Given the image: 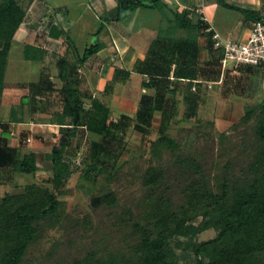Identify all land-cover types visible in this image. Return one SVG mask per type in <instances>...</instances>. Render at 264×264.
Here are the masks:
<instances>
[{"label":"trees","instance_id":"obj_1","mask_svg":"<svg viewBox=\"0 0 264 264\" xmlns=\"http://www.w3.org/2000/svg\"><path fill=\"white\" fill-rule=\"evenodd\" d=\"M223 7L236 10L246 21L253 23L264 19L261 11L238 5L231 0H217ZM139 7L160 9L172 24L171 33L176 29H185L196 34L176 38L172 34H161L152 44L144 60H138L135 70L145 73L150 81L146 87H156L158 91L169 89V76L173 71L176 78L198 80L197 91L190 95L198 101L202 86L206 81H219L222 76L223 49L216 47V31L197 15L196 9L184 8L171 10L163 0H119L118 18H123ZM173 13L169 17L168 11ZM27 8L19 0H4L0 3V98L5 89V77L9 55L14 46L17 31L25 21ZM53 36L60 37L63 30L52 27ZM206 36L210 59L207 66H199L198 35ZM68 41V38H67ZM103 48L101 42L88 46L79 56L78 63H84L89 57ZM45 56L43 48L25 46V58L41 60ZM59 77L65 81L63 91V109L57 113L56 122L67 125L58 145L46 156L51 162L53 183L62 186L71 175L66 161L72 139L78 129L100 136L92 142L96 154L94 162L87 166L84 177L96 180L99 172L108 170L107 162L119 159L122 152L112 149L113 140H118L135 121V129L143 132L152 126L156 111L163 108L165 96L144 95L140 101L137 115H122L117 120L111 118L109 106L96 101L93 108L84 107L83 96L70 81V68H76L68 58L58 61ZM253 70V67H249ZM130 71L117 69V74L107 86L110 89L116 82L126 81ZM53 87V83H51ZM42 88V84L39 86ZM196 115V108H190L188 117ZM256 118L254 125L255 147L253 161L249 165L250 175L238 183L227 178L221 184L222 189L215 191L204 171L202 163L192 157H179L182 171L194 174L182 188V202L176 203L167 184V172L162 165L149 166L143 177L147 188L142 205L143 212L138 220L132 210L125 212L122 221L134 228L136 236L128 253H109L101 256L89 251L85 256L68 264H264V98L249 106L242 117L243 122ZM178 140L170 134L161 133L151 143L153 158L161 159L166 151L176 152L180 148ZM104 162V166L102 164ZM114 162V161H113ZM111 163L112 167H116ZM14 164L15 170L23 174L35 175L39 170L38 153L31 151L20 155L17 148L0 145V166ZM110 171V170H108ZM112 172V171H111ZM93 178V179H92ZM115 191L110 190L93 198L95 207L101 204H117ZM65 214L64 202L58 193L48 185L33 182L23 191L8 193L0 202V264H24V258L31 245L41 236L43 221L60 223ZM202 218L196 224V219ZM132 221V224H129ZM214 229L217 234L208 240L199 241L203 232Z\"/></svg>","mask_w":264,"mask_h":264},{"label":"rangeland","instance_id":"obj_2","mask_svg":"<svg viewBox=\"0 0 264 264\" xmlns=\"http://www.w3.org/2000/svg\"><path fill=\"white\" fill-rule=\"evenodd\" d=\"M3 1L0 0V3ZM19 1L25 7L33 3V0ZM56 1L65 4L70 0ZM177 1L169 0L167 4L177 7ZM231 1L248 6L246 1L243 2L244 0ZM248 3V7L251 6L264 15V0H248ZM34 4L32 8L37 15L38 2ZM143 10L141 15L144 18H142L143 22L141 19L138 21L136 19L135 24L142 23L143 31L141 30L140 33L146 32L142 46H148L149 50L153 44L151 40L155 32L153 28H148L146 25L155 23L153 21L155 13L151 9ZM168 15L173 17L170 10ZM199 15L197 12L195 19ZM219 17L221 25L229 27L238 18L240 19L242 14L222 7L219 10ZM243 21L244 28L252 27V23L246 21L244 17ZM87 23L94 25L93 20ZM167 23L168 21L165 25ZM194 33L196 34V31L190 33L179 28L174 30L173 36L182 38ZM197 35L199 66L208 67L210 52L207 48V38L203 34ZM227 37H236V35ZM98 41L99 38L96 35L76 40L79 48ZM70 42L68 40L67 44ZM21 55L19 44L14 43L11 60H18ZM51 63L53 71L55 66L53 61ZM31 66L32 72H35L33 74L38 73L37 64L33 63ZM235 66V61L228 62L222 83L217 81H212L211 84L204 83L203 96H199L198 101L191 96H167L166 109L163 113H156L152 126L144 132L145 134L135 129V121H130L122 136L112 141L114 142L112 149L115 152L120 150L122 152L118 160L110 161L115 163L116 160L117 166L112 167L110 162L106 164L102 162L103 166L105 164L110 171L99 172L95 181L86 179L84 173L87 166L91 165L96 158L97 153L94 152L92 142L99 140L100 137L90 134L86 129H78V134L72 139V146L68 149L66 156L71 175L65 184L58 187L53 183L51 163L46 155L51 152L55 143L59 144L60 140L57 139L55 142L52 138H44L38 127L22 133L16 141L20 155L36 150L39 170L35 175H29L15 170L14 164L0 166V202L6 194L23 191L27 184L39 182L48 185L58 193L65 206V214L60 223L42 222L41 236L29 248L24 264H68L85 256L89 251H96L101 256H107L109 253H128L136 236L133 226H127L122 221V217L131 209L134 219L138 220L139 214L143 212L142 201L147 193L143 177L146 169L151 165H162L166 169L170 193L178 204L182 202L183 186L192 176L194 177L191 172L185 174L187 171H182L181 165L177 162L180 156L199 160L215 191L222 189L221 184L226 178L232 183L247 179L250 175L249 165L253 161L256 118L250 122H243L242 117L249 106L260 103L264 98V65ZM249 67H253V70H249ZM58 69L60 68L58 67L56 71ZM52 99L55 105L53 109L61 110L63 104L60 96H53ZM190 108H196V115L187 116ZM161 133L172 135L181 147L176 152L166 151L161 159H155L150 153L151 143ZM110 190L115 191L117 204L114 206L101 204L95 207L93 198ZM201 220V217L196 219V224ZM129 224H132V221H129ZM216 234L214 229H210L200 234L198 240H208Z\"/></svg>","mask_w":264,"mask_h":264},{"label":"crops","instance_id":"obj_3","mask_svg":"<svg viewBox=\"0 0 264 264\" xmlns=\"http://www.w3.org/2000/svg\"><path fill=\"white\" fill-rule=\"evenodd\" d=\"M35 1L38 2L39 13L37 15L33 11ZM163 1L169 2V0ZM245 1L249 6L248 0L243 2ZM177 2V7L168 4L169 8L179 11L186 7L196 9L224 39H241L249 30L243 26V16L229 27L222 26L219 10L223 6L217 0H178ZM234 3L237 4V2ZM118 5L119 0H70L65 4L56 0L53 2L33 0V3L26 7L25 21L14 39V43L19 44L22 55L18 60H11L10 52L5 89L0 98V145L6 143L8 147L19 150L16 146L18 137L34 127H38L37 129L46 139L52 138L55 142L57 139L61 140L67 125L57 123L55 118L57 113L63 109V105L61 110H54L55 105L52 98L60 96L64 104L62 88L65 81L59 77V69L56 71L59 67L58 61L63 57L77 64L76 68L69 69V78L83 96L84 107L87 110L91 109L94 103L99 101L109 106L111 118L114 120L122 115L136 116L144 95L165 96L163 108L156 111V113H163L167 107L165 105L167 96H190L192 91H197L198 80L176 78L173 71L168 78L170 80L169 89L158 91L156 87L145 86L150 78L147 74L135 70V65L138 60L146 58L148 46H142L146 32L140 33L143 28L142 23L135 24V20L141 19L143 22L144 18L141 16L143 9L154 11L153 21L155 23L151 22L146 25L148 28H153L155 32L152 43L161 34L173 35L172 28H170L172 24L160 10L146 7H139L127 16L118 18ZM90 20L94 21V25L87 23ZM167 21L168 26L165 25ZM52 27L63 30L64 34L60 37L53 36ZM232 34L236 37H227ZM95 35L99 38L98 42L103 44V48L84 63H78L79 56L84 53L88 45L79 48L76 40ZM67 38L69 42L71 41L68 44ZM27 44L43 48L44 58L41 60L26 59L25 46ZM51 61L55 66L53 71L50 66ZM33 63L37 64L36 69H39L36 74L32 72L31 64ZM117 69L130 71V76L126 81L116 82L110 89H107L117 74ZM210 82L212 81L204 83ZM41 84L42 88L39 87ZM199 96H203L202 91ZM80 128L85 129L83 126ZM90 134L100 137L91 132ZM56 145L58 144L55 143L54 146ZM33 151L38 153L36 150Z\"/></svg>","mask_w":264,"mask_h":264},{"label":"built area","instance_id":"obj_4","mask_svg":"<svg viewBox=\"0 0 264 264\" xmlns=\"http://www.w3.org/2000/svg\"><path fill=\"white\" fill-rule=\"evenodd\" d=\"M216 47L223 49L222 77L217 83L223 82V76L229 61L238 65L260 67L264 65V19L252 23L245 36L241 39H224L219 33L214 34ZM212 82H210L211 84Z\"/></svg>","mask_w":264,"mask_h":264}]
</instances>
